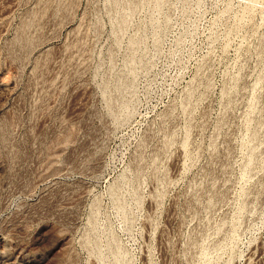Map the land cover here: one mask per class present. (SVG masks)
<instances>
[{"label":"rangeland","instance_id":"374dc122","mask_svg":"<svg viewBox=\"0 0 264 264\" xmlns=\"http://www.w3.org/2000/svg\"><path fill=\"white\" fill-rule=\"evenodd\" d=\"M0 264H264V0H0Z\"/></svg>","mask_w":264,"mask_h":264}]
</instances>
